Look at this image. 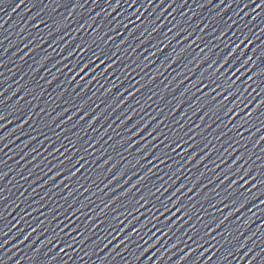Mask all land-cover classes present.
<instances>
[{
  "label": "snow or ice",
  "instance_id": "snow-or-ice-1",
  "mask_svg": "<svg viewBox=\"0 0 264 264\" xmlns=\"http://www.w3.org/2000/svg\"><path fill=\"white\" fill-rule=\"evenodd\" d=\"M260 6H261V7H264V5H260ZM230 58H231V57H230ZM225 63H227V61H225ZM221 67H223V65H221ZM218 71H219V70H218ZM237 71H239V69H237ZM223 78H224V77L221 76V79H223ZM230 87L234 88L235 85L232 84V85H230ZM229 111H231V110H229ZM241 159H243V158L241 157ZM244 175H248V172H245ZM241 179H243V176L241 177ZM253 179H256V177H253ZM249 182H250V181H249ZM239 183H240L239 181H233L232 184L229 185V191H233V190H234L233 194H235L236 192H239V191H240V188L244 187V185H240V188H237V184H239ZM261 183H264V181H261ZM173 206L175 207V205H173ZM243 206H244V205H241V208H242ZM238 211H239V209H238ZM225 219H227V217H226Z\"/></svg>",
  "mask_w": 264,
  "mask_h": 264
}]
</instances>
